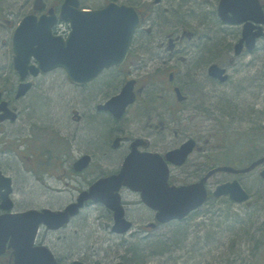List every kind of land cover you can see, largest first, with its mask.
<instances>
[{"label": "rangeland", "instance_id": "374dc122", "mask_svg": "<svg viewBox=\"0 0 264 264\" xmlns=\"http://www.w3.org/2000/svg\"><path fill=\"white\" fill-rule=\"evenodd\" d=\"M34 1L0 0V89H5V98L12 100L19 111L16 121L5 122L1 126L0 168L4 175L13 179L14 199L19 210H60L75 201L96 179L112 174L121 166L122 155H118L113 147L117 136H114V131L110 133L106 146L96 145L90 140L97 138L100 142L106 130L100 123L105 121L104 118L100 116L101 120L97 119L98 104L120 93L125 85L123 78L129 73L128 69H114L89 85L78 86L71 83L63 69H58L36 79L30 94L16 100L14 91L19 77L13 67L12 36L21 20L32 12ZM47 3L59 5V0H47ZM168 8L171 11L176 7ZM200 8L205 14L216 9L211 3ZM181 9L190 21L199 17L187 7ZM202 20L203 17H199V21ZM239 30V26L230 28V45L237 42ZM150 55L147 48L138 49L137 56L145 58L142 61L148 63V68L131 69L130 74L140 80L144 92L142 102L138 101L130 108L123 124L137 127L141 122L134 112L143 105L149 109L147 113L156 125L163 122L179 131L202 130V140H210L208 151L195 152L182 171H175L177 175L188 172V176L183 175L181 181H177L178 184L185 183L184 179L193 180L190 177L192 172L201 165L198 156H202V161L228 156L232 163L245 166L264 156V40L259 42L255 53L234 59L240 70H231L233 78L229 91L222 89L215 99L212 93L205 100L200 99L208 109L207 119L200 116L194 107L199 101L193 99L195 86L201 81L198 77L189 76L194 67L189 64L179 67V63L174 61L166 65L159 60L155 64ZM224 55L216 60L221 65L227 63ZM215 56L216 53L213 54ZM173 69L186 80L181 84L184 83V94L189 100L182 105L181 112L176 111L175 106L179 102L167 80L169 71ZM101 113L109 116L107 112ZM110 117L113 118L112 115ZM96 126L104 128V131L100 128V132L94 134ZM173 136L174 133L165 135V141L171 142ZM151 141L154 149L169 148V143L164 144L158 136L152 137ZM86 154L92 156L93 163L84 172H75L74 163ZM262 168L238 177L218 173L213 178L215 184L234 178L240 180L251 195V205L238 204L226 198L215 199L184 223H171L145 233L141 229L155 221L153 211L142 204L137 194L124 192L129 217L135 222L129 234L114 235L110 211L102 204L90 202L64 229L56 233L42 230L41 236L66 263L76 259L86 264L124 262L126 257H132V246L148 243L150 250L137 264H264ZM180 232L183 242L180 244V240L176 244L174 239L180 238L176 237ZM145 236L150 237L144 240ZM158 241L167 246L162 254H157L158 248L154 245ZM125 263L128 264L127 260Z\"/></svg>", "mask_w": 264, "mask_h": 264}, {"label": "water", "instance_id": "95a60500", "mask_svg": "<svg viewBox=\"0 0 264 264\" xmlns=\"http://www.w3.org/2000/svg\"><path fill=\"white\" fill-rule=\"evenodd\" d=\"M78 6L77 0H66L62 7L61 19L72 23V32L67 40L54 36L52 30L58 17L52 10L50 15H43L40 20L35 15H28L23 19L12 38L14 67L22 79L30 72L38 76L41 72L48 73L56 68H63L72 82L85 84L98 77L106 68L119 65L125 60L134 32L140 25L137 12L133 8L119 7L116 4H109L95 11H80ZM42 8V0H37L35 9ZM229 12H234V16L229 17ZM219 14L223 20L245 23L244 39L237 46L238 53L241 52L244 41L249 48H254L256 38L264 36L262 26L256 27L253 24V21L264 24V10L259 0H222ZM33 58L39 63L37 67L30 65ZM214 70L218 72L217 69ZM32 87L31 82L20 84L17 98L26 96ZM133 87L134 83L129 82L121 94L111 98L103 109L116 118L122 117L126 108L135 100ZM16 116L8 108V103L0 104V121H15ZM192 148L193 143H187L181 151L169 153L167 159L181 165ZM180 156L181 159H178ZM90 161L88 155L78 160L74 165L76 171H83ZM261 164H264V157L242 169L218 167L210 171L200 183L178 187L169 184V166L160 155L138 154L134 150L118 175L99 179L80 194L77 202L68 205L63 211L32 209L1 216L0 252H3L6 242L11 240L10 246L16 257L15 264H58L47 247L34 245L40 225L51 230L60 229L70 222L71 217L78 215L88 201L101 203L112 211L115 221L112 231L124 234L132 228L133 223L125 219V209L119 193L123 186L139 192L143 203L156 211L157 221L165 224L186 218L206 202L208 193L205 182L214 173L244 174ZM261 175L264 178V171ZM12 191V180L0 173L1 207L6 210L13 208L10 199ZM214 195L230 196L237 202H244L249 198L237 180L219 186ZM150 226L154 227L155 224ZM74 264L84 263L77 261Z\"/></svg>", "mask_w": 264, "mask_h": 264}, {"label": "flooded vegetation", "instance_id": "af4514ba", "mask_svg": "<svg viewBox=\"0 0 264 264\" xmlns=\"http://www.w3.org/2000/svg\"><path fill=\"white\" fill-rule=\"evenodd\" d=\"M44 1L46 5L44 11H36L34 10L33 7L31 13H35L36 15L40 16L43 13H46L49 9H54L55 12L59 14L61 6L64 2V0H59V5H49L47 3V0ZM221 1L222 0H79V4L81 9H90V10L101 9L110 3H114L120 6L135 8L139 13V15L141 16V26L136 31V34L133 38L132 46L129 50V54L125 63L122 66L115 67L113 69H117V68L128 69L127 73L129 74L127 75V81L129 79H134L132 77L134 76V74H130L131 69L148 68L147 67L148 63L142 61V58L144 57L137 56L138 49L140 50L141 48H147L150 51L151 55L149 57L155 64H158L157 62L161 60L162 63L166 65H168L169 62L174 61L176 63H179V67H182L183 65L186 66L188 64L190 66H193L194 68L191 69V73L189 74V76L191 78L198 77V79L201 80L198 81L197 86H195L196 93L193 95V99L194 101L195 100L196 101L199 100V101L194 105V107L200 116L207 119L208 109L206 107V104L203 101H200V99L205 100L207 97H209L211 93L213 94V98L215 99L218 96L217 93H220L222 89L223 91H229V83L233 78L231 70H236V71L240 70L239 63L236 62L234 59L235 58L241 59L243 56L248 54L251 55L258 50V46H255L254 48H249L247 42L244 41L241 47L242 49L241 52L240 53L237 52V46L244 39L242 33L243 32L242 27L239 30V38L237 42L233 46L230 45L229 31L232 25L224 23L225 21L223 22V20L221 19V16L219 14V6ZM210 3L216 7V9L211 11L210 14H205L202 10H200L201 9L200 7L205 8L206 5ZM169 6H174L176 8L170 11V9L168 8ZM182 7H187L188 11L198 15L199 17H203V20L199 21V17H198L196 18V20L190 21L189 20L190 17H182L183 15L181 9ZM262 8L264 10V3L262 4ZM172 11L174 13H172ZM199 12L201 14H199ZM170 14H172V17ZM228 16L233 17L234 12H229ZM167 17H171L170 20L172 22ZM173 18H176V20H172ZM215 19L217 20L218 25L216 24ZM215 26H217V28ZM71 29L72 28L70 22L66 21V23H64L59 21L54 28V33L56 35H62L64 37L66 36L67 38ZM215 53L217 56L213 57V54ZM221 54L223 55L225 54L223 58H225V60L227 59V63L223 62V65L219 64L220 62L218 63L216 61V60H220L219 58L221 57ZM155 68L157 69V67ZM213 68L217 69L218 72L217 71L214 72L215 70ZM221 68H223L222 76H220L222 70ZM174 70L175 69L169 71L167 78L171 90L173 91V93H175V97L177 101L181 96V93L183 94V97H186L189 100V97L184 94L186 93L184 83L181 84V82H186V80L182 79L181 76L178 74V72H174ZM193 71H195L194 74L192 73ZM256 73L258 74L257 71ZM42 76L45 75H40L38 78ZM125 78L123 80H125ZM35 80H33L34 84H35ZM134 80L136 81L135 89L138 93L137 102L140 101L141 103L144 89L142 88L139 79H134ZM177 80L179 81L177 82ZM20 82L21 80L19 78V83ZM0 93H2V99L0 100V104L3 102V100H6L9 103L8 106L12 110H14V112H16L17 114L16 118L19 117V111L14 106L13 101L5 98L6 95L5 89H0ZM15 99L19 101L18 98ZM188 100L186 102H188ZM107 101L108 99L105 100L103 103ZM178 102L179 105L175 106V108H177L176 111L181 112L183 111L182 105L186 102L185 101H178ZM132 106L128 108L126 114L124 115V117H122V119L120 120L116 119L118 129H115V131L113 132L114 136L117 135L114 138L113 147L116 149L115 152L118 155H122V159H121V166L118 169L114 170L112 174L120 172L124 160L130 154L131 149H133V146L135 144H137V150L138 153L140 154L157 152L165 156L167 152L180 148L186 142L191 141L193 142L194 152L190 155L188 162L191 160L190 158L195 152L204 153L205 149L206 151H208L210 140H206V141L202 140L204 137L203 135L200 134L202 130L198 129L197 131L195 130L179 131V130H175L173 127L168 126L166 123L163 122H160L159 125L158 124L156 125L151 121L150 119L151 116L147 113L149 112V109L143 105H141V107L136 112H134L136 113L137 116H139L138 121L141 122L137 124V127L135 126L134 128H132L130 125L126 123L123 124V121L128 118L127 115ZM178 106H180L181 108L180 107L178 108ZM103 113L106 114V112ZM107 115L111 116L110 113H108ZM2 124L4 123H0V131L2 129L1 127ZM202 129L204 130V132H209V130L205 128ZM170 133L171 134L174 133V136L173 138H171V142H166L165 135ZM154 136L160 137V139L164 144L169 143L168 146L169 148L162 149L161 147H157V149H154L151 141L152 137ZM116 140H117V146H116ZM201 157L202 156L197 157V159L201 162V165H199L198 167L196 166L197 165L196 163L195 164L196 171L192 172V176H190L193 178V180L187 181L186 179H184L185 183L182 182L178 184L177 181L178 180L181 181L180 178L183 175L184 177L188 176L187 174L188 172L187 173L183 172L182 175H177L175 174V171L176 170L182 171V169H184L187 166L188 162L184 166L176 167L170 165V170H171V176L169 182L170 185L181 186L192 183H198L206 176L205 174H207V172L209 171H212L215 168V166L233 165L230 159L227 160L221 159L220 160L221 162H216L219 163L220 165H215V161L213 159L209 158L206 159L205 161H202L200 160ZM194 162H197V160ZM225 162H228V164ZM92 163L93 161L91 162V164ZM234 166L238 167L239 164L235 162ZM231 175L236 176L233 174ZM214 176L215 175H213L206 183V188L209 193L208 194L209 200L206 205H208L210 201H214L215 199L217 200L223 199V198H214L213 191L220 184L228 182V181H224L215 184L213 179ZM0 205H1V199H0ZM201 210L202 208L196 211V213L200 212ZM14 212H19V209L15 207ZM3 213L4 212L0 209V215H2ZM144 229L147 232L151 231V229H149L148 226H146ZM0 264H14L13 250L8 248L6 249V252L4 254L0 255Z\"/></svg>", "mask_w": 264, "mask_h": 264}, {"label": "trees", "instance_id": "16d2710c", "mask_svg": "<svg viewBox=\"0 0 264 264\" xmlns=\"http://www.w3.org/2000/svg\"><path fill=\"white\" fill-rule=\"evenodd\" d=\"M172 13H174V12L172 11ZM175 17H177V16H175ZM182 17H186V15L183 14ZM96 113H97V119H100L101 120L100 116L102 118H104L105 121H101L100 123L103 124V125H105V129L106 130H105V132H103L102 139H100V142L97 141L98 140L97 138H95L96 140H93V138H92V140H90V141L91 142L93 141L96 145L102 144V145L106 146V141L108 142L109 137H111L110 133H112V131H115V129H118L117 128L118 125H117V122H116V119L115 118H112L110 116L103 115L101 113V111H99V110ZM100 128H101L100 126H96V129H94V131H95L94 134H98L97 132H100L99 131ZM102 130L104 131V128H101V131ZM104 142H105V144H104ZM227 158H228V156H225L224 158H216L214 160L215 161V165H220L219 163H216V162H221L220 161L221 159H225L226 160ZM225 163H228V162H225ZM244 166L245 165H243L242 163H240V166L239 167H244ZM181 223H183V222H181ZM178 236L180 238L174 239L175 240L174 243L178 244V242H180V240H181V242H180V244H181L183 242V237L181 235V232H180V234H176V237H178ZM164 244L165 243L164 242H161V241H158V242L154 243V245H156L157 248H158V250H156V251H158L157 254H162L164 252V250H166L167 246H165ZM132 248H133L132 257H126V259H125V261L127 260L128 264H137V262H138L139 259L141 260L142 257H146V251L147 250H150L149 247H148V243H144L143 245L138 244L136 246H132Z\"/></svg>", "mask_w": 264, "mask_h": 264}]
</instances>
